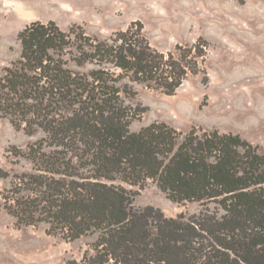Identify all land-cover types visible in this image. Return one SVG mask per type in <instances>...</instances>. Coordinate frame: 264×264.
Listing matches in <instances>:
<instances>
[{"label": "trees", "instance_id": "1", "mask_svg": "<svg viewBox=\"0 0 264 264\" xmlns=\"http://www.w3.org/2000/svg\"><path fill=\"white\" fill-rule=\"evenodd\" d=\"M19 40L20 56L0 66V117L43 135L16 154L31 169L1 192L17 225L85 239L65 264H264L259 146L217 128H131L147 111L137 85L176 94L199 73L203 48L161 51L139 20L109 36L36 20ZM149 182L200 210L171 217L136 206L134 187Z\"/></svg>", "mask_w": 264, "mask_h": 264}, {"label": "rangeland", "instance_id": "2", "mask_svg": "<svg viewBox=\"0 0 264 264\" xmlns=\"http://www.w3.org/2000/svg\"><path fill=\"white\" fill-rule=\"evenodd\" d=\"M36 20H55L64 29L78 24L99 36L139 20L161 51L177 53L183 46L194 54L203 48L199 73L190 74L176 94L137 85V100L147 111L132 130L154 121L183 132L217 128L241 134L264 152V0H0V66L20 56L19 32ZM42 135L0 117V175L10 176L0 177V233L10 239L0 243V264H65L82 254L85 239L49 234L44 223L17 225L2 206L1 192L11 177L31 169L16 154ZM134 188L138 207L153 205L171 217L200 210L197 202L169 199L153 182Z\"/></svg>", "mask_w": 264, "mask_h": 264}, {"label": "bare ground", "instance_id": "3", "mask_svg": "<svg viewBox=\"0 0 264 264\" xmlns=\"http://www.w3.org/2000/svg\"><path fill=\"white\" fill-rule=\"evenodd\" d=\"M4 236H6V235H3L2 233H0V243H3L4 244L7 240H10V239H8V237H4ZM14 239H16V238H14ZM14 239L12 240V238H11L12 241H10V242H14ZM17 240H19V239H17Z\"/></svg>", "mask_w": 264, "mask_h": 264}]
</instances>
